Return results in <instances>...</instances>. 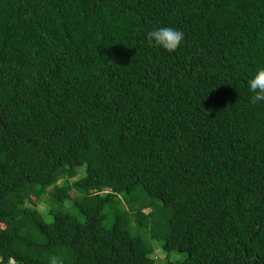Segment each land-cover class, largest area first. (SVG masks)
Segmentation results:
<instances>
[{
  "label": "trees",
  "instance_id": "16d2710c",
  "mask_svg": "<svg viewBox=\"0 0 264 264\" xmlns=\"http://www.w3.org/2000/svg\"><path fill=\"white\" fill-rule=\"evenodd\" d=\"M261 69L264 0H0V264H264Z\"/></svg>",
  "mask_w": 264,
  "mask_h": 264
},
{
  "label": "clouds",
  "instance_id": "9594fccd",
  "mask_svg": "<svg viewBox=\"0 0 264 264\" xmlns=\"http://www.w3.org/2000/svg\"><path fill=\"white\" fill-rule=\"evenodd\" d=\"M147 39L150 44L155 42L156 46L163 47L169 53L175 52L183 40V33L174 28L165 27L149 32ZM249 89L254 95L251 103L264 101V69L259 70L254 78L249 81ZM14 264L13 260L9 264ZM50 264H63L58 256H52Z\"/></svg>",
  "mask_w": 264,
  "mask_h": 264
},
{
  "label": "rangeland",
  "instance_id": "374dc122",
  "mask_svg": "<svg viewBox=\"0 0 264 264\" xmlns=\"http://www.w3.org/2000/svg\"><path fill=\"white\" fill-rule=\"evenodd\" d=\"M42 208H43V206H42V205H39V209H42ZM148 257H149L152 261H153V259H154V261H155L156 259H159V258L163 257V253H162L160 250H156V251L153 252V254L149 255ZM177 258H178V256H177L176 254H172V255L170 256V259H172V260H175V259H177Z\"/></svg>",
  "mask_w": 264,
  "mask_h": 264
},
{
  "label": "built area",
  "instance_id": "2783aa9c",
  "mask_svg": "<svg viewBox=\"0 0 264 264\" xmlns=\"http://www.w3.org/2000/svg\"><path fill=\"white\" fill-rule=\"evenodd\" d=\"M11 264H12V262H11Z\"/></svg>",
  "mask_w": 264,
  "mask_h": 264
}]
</instances>
